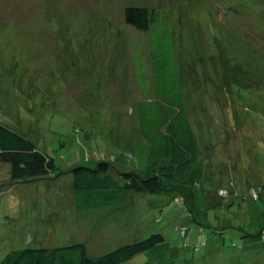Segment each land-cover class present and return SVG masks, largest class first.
<instances>
[{"label": "rangeland", "instance_id": "1", "mask_svg": "<svg viewBox=\"0 0 264 264\" xmlns=\"http://www.w3.org/2000/svg\"><path fill=\"white\" fill-rule=\"evenodd\" d=\"M253 1L264 13V0H236L234 8H245ZM225 2L0 0V23L6 34L0 46V122L33 141L64 172L54 179L13 183L10 164L0 162V260L12 250L78 241L86 242L89 255L97 257L163 234L178 252L176 264H264V244L258 238L250 243L228 228L251 216L264 225L263 201L250 214L243 210L234 215L238 209L230 198L225 201L227 209L211 207L207 193L205 205H199L200 212L193 216L185 201L176 200L175 192L129 193L121 203L91 210L85 217L77 211L69 172L78 165L94 168L108 160L113 175L118 170L147 175L150 144L140 130L138 106L139 99L145 98L142 86L147 84L134 79L142 54L124 22L127 7L146 6L165 12L168 18L167 22L165 14L159 13L174 36L187 114L199 148L206 153L210 146L211 153L227 156L233 165L220 172V178L214 177V187L218 191L230 187L233 180L248 193L253 185L264 184V58L244 50L247 41L233 39L234 32L226 37L228 29L233 31L231 23L236 33H243L238 32L236 18L227 19L230 11L224 13L234 0L228 6ZM239 17L249 24L250 17ZM252 25L264 34V19L253 20ZM133 33V38L151 37ZM221 36L226 46L219 56ZM219 57L235 62L226 66V80L216 76L224 60ZM250 73L262 81L254 82L259 93L236 86L246 83ZM194 86L204 89V102L197 101ZM88 153L98 160H89ZM202 185L210 192L211 185ZM215 190L213 198L218 195ZM196 191L201 204L203 191ZM182 226L190 228L188 243L206 242L200 253L183 248Z\"/></svg>", "mask_w": 264, "mask_h": 264}, {"label": "trees", "instance_id": "2", "mask_svg": "<svg viewBox=\"0 0 264 264\" xmlns=\"http://www.w3.org/2000/svg\"><path fill=\"white\" fill-rule=\"evenodd\" d=\"M225 1L228 6L229 0ZM235 4L236 0L224 13L230 11L227 13V19L236 18L241 27L238 32L243 34L236 33L233 28L236 25L231 23L229 25L233 31L224 29L226 37H231L230 34L234 32L236 38L233 39L239 42L244 39L247 41L249 46H245L244 50L253 51L254 56H257L258 53L264 58V42L259 41V37L264 38L263 29H257L252 25L253 20L264 19V13L259 9V3L253 1L245 8L240 5L236 9L234 8ZM161 12L153 7L129 6L125 9L124 20L127 30L131 32V40H134L139 53L142 54V65L138 70L136 69L134 79L139 83L147 84L146 87L142 86L145 98H140L138 104L140 130L150 144L147 175H140L133 170L121 172L118 170V174L113 175L112 164L108 160L99 161L94 168L75 166L69 172L73 175V189L78 202L77 211L80 214L86 213V217L91 210L121 203L129 193L170 195L175 192L178 194L176 200L185 201L186 208L193 216L196 215V212H200L201 205H205L207 193L211 194L209 198L211 207L227 209L229 204H226L225 201L230 198L231 203L238 209L234 215L241 211L244 212L243 210L246 214H250L259 208V201L264 202V184L253 185L248 193L243 190L245 186H241V183L237 184L233 180L230 181L231 183L229 182L230 187L221 188L219 191V187H214V182L216 183L214 177L220 178V172L233 169V165L230 160H227V156L216 157L214 152L211 153L210 146L208 152L204 153V149L202 152L197 144V132L191 126L182 91L180 64L174 52V36L169 31L167 24H164L165 18L159 16ZM248 12H253V16ZM162 13L165 14L168 22L166 13ZM239 16L250 17L249 24H246ZM2 24L0 23V46L4 43L6 35L3 33ZM134 31L151 37L147 39L143 35L142 38H133ZM259 32H261V36ZM256 36L258 39H252ZM222 38L221 36L222 46L217 52L218 55L225 52L226 43ZM216 57L214 53L212 59L215 60ZM219 59L220 61L224 60L221 61V72L216 76L226 80L229 78L226 75V66L229 64L231 67L235 62L228 61L230 58L219 57ZM225 62L227 64H224ZM247 75V84L239 82L240 84L235 85L237 87L245 85L243 88L251 94L259 93L258 90H255L254 82L261 83L262 81L254 73ZM161 80L163 81L161 82ZM251 85L252 87H250ZM225 86L226 90H231L230 85L228 87L225 83ZM236 91H231V93L236 96ZM194 93L199 98L197 101L204 102L205 91L203 88L196 89L194 86ZM200 106L201 109H205V105L199 104ZM200 154L201 159H199ZM87 158L89 160L96 159L93 153H88ZM0 162L10 164L13 183L34 182L53 176L54 179L64 174L59 170L54 158L43 153L26 136L1 122ZM248 176L250 175L248 174ZM199 178H202L203 183L198 180ZM204 183L211 185L210 192L204 188L202 185ZM197 188L203 191L204 201L201 204L198 202ZM214 190L218 195L213 198ZM199 205L200 207H198ZM254 218L252 216L247 217V220L244 218L240 225L235 227L230 225L228 228L239 231L241 237L250 243L253 239L258 238L264 244V225L255 222ZM179 230L182 238L185 239L183 248L191 249L193 253H200L203 250L206 242L190 244L186 241L189 227L182 226ZM137 257H141L137 264H176L178 252L169 247L163 234H153L146 239L118 247L114 251L97 257L89 255L86 242L78 241V243L69 246L12 250L1 258L0 264H134Z\"/></svg>", "mask_w": 264, "mask_h": 264}]
</instances>
